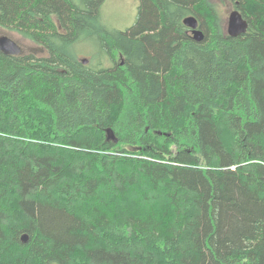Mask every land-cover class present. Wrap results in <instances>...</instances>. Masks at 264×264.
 <instances>
[{
	"label": "trees",
	"instance_id": "obj_1",
	"mask_svg": "<svg viewBox=\"0 0 264 264\" xmlns=\"http://www.w3.org/2000/svg\"><path fill=\"white\" fill-rule=\"evenodd\" d=\"M103 1L0 0V264H264V0Z\"/></svg>",
	"mask_w": 264,
	"mask_h": 264
},
{
	"label": "rangeland",
	"instance_id": "obj_2",
	"mask_svg": "<svg viewBox=\"0 0 264 264\" xmlns=\"http://www.w3.org/2000/svg\"><path fill=\"white\" fill-rule=\"evenodd\" d=\"M215 5L220 18L226 28L227 18L233 10L229 0H215ZM138 0H104L100 6V21L109 30H125L130 27L136 18ZM25 51H29L34 46L25 38L18 34L11 33ZM76 54L80 59H86L85 65L99 67L101 61L103 66L110 65L109 60L102 56L98 44L94 40H85L76 45Z\"/></svg>",
	"mask_w": 264,
	"mask_h": 264
},
{
	"label": "water",
	"instance_id": "obj_3",
	"mask_svg": "<svg viewBox=\"0 0 264 264\" xmlns=\"http://www.w3.org/2000/svg\"><path fill=\"white\" fill-rule=\"evenodd\" d=\"M183 24L190 28L191 37L196 41H201L203 39V33L199 29L198 19L189 15L183 19ZM248 22L242 16L241 12L237 9L230 11L227 18L226 31L230 36H238L247 31ZM0 51L6 55H19L22 53V46L8 34H0ZM83 63H86V59H82ZM21 241L26 243L28 241V235L22 234Z\"/></svg>",
	"mask_w": 264,
	"mask_h": 264
}]
</instances>
